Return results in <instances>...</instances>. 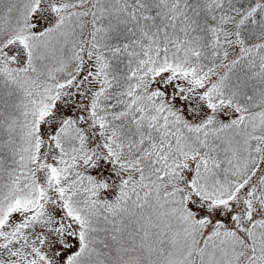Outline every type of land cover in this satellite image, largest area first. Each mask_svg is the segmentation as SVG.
Masks as SVG:
<instances>
[{
  "label": "snow or ice",
  "instance_id": "obj_1",
  "mask_svg": "<svg viewBox=\"0 0 264 264\" xmlns=\"http://www.w3.org/2000/svg\"><path fill=\"white\" fill-rule=\"evenodd\" d=\"M0 264H264V0H0Z\"/></svg>",
  "mask_w": 264,
  "mask_h": 264
}]
</instances>
